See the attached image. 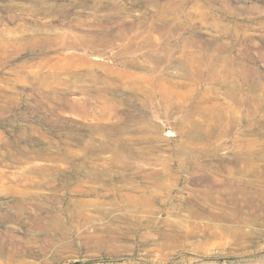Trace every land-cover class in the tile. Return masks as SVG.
<instances>
[{
  "label": "rangeland",
  "instance_id": "1",
  "mask_svg": "<svg viewBox=\"0 0 264 264\" xmlns=\"http://www.w3.org/2000/svg\"><path fill=\"white\" fill-rule=\"evenodd\" d=\"M20 3L0 1V264H264V0H75L62 23ZM49 23L75 42L6 40ZM54 187L58 222L28 200Z\"/></svg>",
  "mask_w": 264,
  "mask_h": 264
},
{
  "label": "bare ground",
  "instance_id": "2",
  "mask_svg": "<svg viewBox=\"0 0 264 264\" xmlns=\"http://www.w3.org/2000/svg\"><path fill=\"white\" fill-rule=\"evenodd\" d=\"M1 1V0H0ZM3 1V0H2ZM114 1V0H113ZM27 4H24V3H20V4H16V5H8L6 6V9L8 11H15L17 12V14H12L10 17L11 18H19L21 19L23 16L22 14H24V12H30V13H33V14H36V13H39V12H42L44 13L45 15H48L49 17H51V19H55L56 21H62L64 19H67L68 17V14L70 13V9L73 7L74 3H75V0H68V8H67V5H63V4H60L59 0H27ZM116 2V1H115ZM71 6V8H70ZM156 12V11H155ZM121 13V12H120ZM119 13V15H120ZM127 13V12H126ZM111 14V13H110ZM116 14V13H115ZM135 14V13H134ZM140 14V12H139ZM151 14V13H150ZM28 15V14H27ZM122 15V13H121ZM126 15V14H125ZM129 15V14H128ZM128 17V16H127ZM128 18H131V15L130 17ZM78 20V19H77ZM113 20V19H112ZM128 20V19H126ZM119 21V20H118ZM116 21V22H118ZM136 21V20H135ZM80 22V20H79ZM134 22V21H133ZM158 22V21H157ZM120 23V22H119ZM20 24V23H19ZM33 24V23H32ZM23 25V23H22ZM77 23L76 22H73L71 23L70 27H77ZM112 25V24H111ZM21 26V24H20ZM41 26V25H40ZM24 27V26H23ZM27 27V25H26ZM37 27V26H36ZM22 28V27H21ZM111 28V27H110ZM23 29V28H22ZM30 28H25L24 31L26 32H30L32 34H26V35H22L21 37H18V38H14V37H11L7 32V34L9 35L7 37V41H13V42H17V44L14 45V48L19 50V49H22V48H25L29 45H31L32 43H28V42H33L32 39H34L35 41L34 42H37L45 47H48V48H57V47H64V46H68V44H73V42H75L76 40V35L72 32V29L69 28L68 30H62L60 29L59 27H57L56 25H53L51 23L49 24H45V26L43 25L42 28H38V29H32V30H28ZM91 29V28H90ZM1 30V29H0ZM20 30V29H19ZM106 30V29H105ZM108 30V29H107ZM67 32V33H66ZM106 32V31H105ZM108 32V31H107ZM117 33L119 36L122 37L123 33L126 35V33L122 30V28H119L117 30ZM153 33V32H152ZM0 34H5L3 30L0 31ZM88 37V36H87ZM95 37V36H94ZM1 39V38H0ZM5 40V41H6ZM117 42V40H116ZM85 43V45H90V46H96L97 43L99 44H103L105 43V40L104 38H101L98 39V40H90V41H86L84 40L83 41V44ZM14 44V43H13ZM127 44V43H126ZM125 45V44H124ZM225 48V47H224ZM224 48H221L222 51H225ZM7 50V44L6 42H3V41H0V65L1 64H4L6 61H5V58H4V53L5 51ZM163 60V59H162ZM198 60V62L202 63V62H205V60H203L202 58H199L197 59L196 57H192V63L194 61ZM217 62L219 65H222L221 69L223 70V73H226L224 74L225 76H227L229 78V76H235L236 78L238 77L239 79H241L243 82H247L249 84V89L252 91L253 89H256L257 87V83L255 82V80L253 79V77H251L252 73L250 72V69L246 67V65H244L243 63L245 62L244 60L242 59H237V58H234V56H229V57H224V56H221L219 55L217 58H216ZM211 62V61H210ZM216 63V62H215ZM246 63V62H245ZM55 64V63H54ZM240 66L242 67L241 69H234L233 67L231 66ZM58 66V65H57ZM57 66H54V67H57ZM205 66V65H204ZM236 66V67H237ZM71 67V66H70ZM69 67V68H70ZM207 73H204L201 69H196V74L200 75V77H209L211 79H216V80H220L222 82H224V79L226 77L224 76H221V73H222V70H215V64L214 65H207ZM229 67H231V69H229ZM72 68V67H71ZM56 71V69H55ZM67 71V70H66ZM37 72V71H36ZM53 72V71H52ZM32 73V72H31ZM55 73V72H54ZM53 73V74H54ZM44 74V73H43ZM57 73H55L56 75ZM52 75V74H51ZM120 75V74H119ZM234 77V78H235ZM227 80V79H225ZM235 80V79H234ZM238 80V79H237ZM147 81V80H146ZM155 81V80H154ZM156 83V82H155ZM240 83V82H239ZM151 84V83H149ZM159 85V84H158ZM242 85V84H241ZM235 88L234 90H237L239 89V91L241 89L240 85H235ZM233 96H234V99L237 102L239 103H242L239 96H238V93H234L233 92V89L232 91L230 90L229 91ZM238 92V91H237ZM2 93V92H1ZM247 93V92H246ZM240 95V94H239ZM253 95V94H252ZM238 104V103H237ZM250 105V104H249ZM189 113V112H188ZM244 151V150H243ZM246 151V150H245ZM247 154V153H245ZM238 156V155H237ZM245 156V155H244ZM245 158V157H244ZM246 158H250V157H246ZM244 162V161H243ZM242 162V163H243ZM249 167V166H248ZM251 167V166H250ZM245 168V167H244ZM168 169V167L166 168ZM246 170V169H244ZM248 171V169H247ZM23 176L25 175H18V176H8L9 179H10V182L13 183V184H22V185H25V184H34L35 186L36 185H39L41 182L40 181H34V180H31L30 179V182H27L26 179L24 178L23 179ZM209 180V179H207ZM214 180V179H212ZM45 181V180H44ZM203 181V180H202ZM210 181V180H209ZM211 182V181H210ZM217 182V181H216ZM214 181V183L212 184L213 186H216L217 183ZM205 183H206V180H205ZM246 183V182H244ZM44 184V183H43ZM242 184V183H241ZM50 185V184H49ZM52 185V184H51ZM220 185V184H219ZM14 186V185H13ZM218 186V185H217ZM225 186V185H224ZM244 186V185H243ZM56 189H54L50 194H42L41 192H32L30 195L33 196L32 199H29L30 200V205H32V207L35 209L36 213L37 211L38 212H41V213H51V215L53 216V220H56V222H58L61 218H62V215L61 214H65V212H67V206H64L61 204V200L63 199V196H61V192L59 193L60 190H58V187H54ZM215 188V187H214ZM220 188V187H219ZM224 188V187H223ZM226 188V187H225ZM217 189V188H216ZM222 189V188H221ZM211 190V189H209ZM224 190V189H223ZM234 190V189H233ZM237 190V189H235ZM213 192V191H212ZM244 192V191H242ZM12 193H15V194H19L17 196V201H16V206L19 210H23L25 209L26 207V201H27V195L28 191H25L23 189H20V188H12ZM206 193V192H205ZM208 193V192H207ZM234 193V192H233ZM237 193V192H236ZM245 193V192H244ZM209 195V193L207 194ZM213 195V194H212ZM69 196V195H68ZM52 197V202H51V205L48 206L47 204V200ZM69 202H72L73 200L71 199V197L68 199ZM198 206V205H197ZM77 209V208H76ZM71 210V209H70ZM73 210V209H72ZM83 209L81 208L80 210H75L77 213H79V215L81 216V218L84 220V221H88V220H91V216L89 214H87L86 212L82 211ZM70 213V212H69ZM76 213V214H77ZM195 214V213H194ZM68 215V214H67ZM9 213H6L5 217H9ZM214 218V217H213ZM86 224H88L86 222ZM224 229V228H223ZM230 231V230H229ZM234 232V231H233ZM191 233V232H190ZM202 233V232H201ZM209 233V232H208ZM214 233V232H212ZM90 234V233H89ZM189 234V233H188ZM187 234V235H188ZM208 236V235H207ZM188 237V236H187Z\"/></svg>",
  "mask_w": 264,
  "mask_h": 264
}]
</instances>
